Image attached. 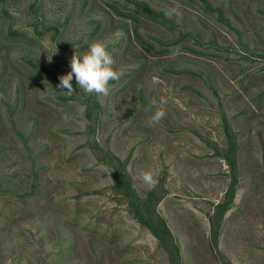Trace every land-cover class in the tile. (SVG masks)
Instances as JSON below:
<instances>
[{"label": "rangeland", "instance_id": "1", "mask_svg": "<svg viewBox=\"0 0 264 264\" xmlns=\"http://www.w3.org/2000/svg\"><path fill=\"white\" fill-rule=\"evenodd\" d=\"M93 42L123 72L109 95L57 92ZM224 119L237 184L212 225L232 180ZM113 164L181 264H264V0H0V264H169Z\"/></svg>", "mask_w": 264, "mask_h": 264}, {"label": "trees", "instance_id": "2", "mask_svg": "<svg viewBox=\"0 0 264 264\" xmlns=\"http://www.w3.org/2000/svg\"><path fill=\"white\" fill-rule=\"evenodd\" d=\"M145 12L152 14L145 7ZM219 16H222L220 12ZM87 109V113L89 112ZM224 122V133L227 139L228 149L226 150L224 160H226L229 170L231 172V183L228 191L225 193V199L215 206V213L211 216L210 221L213 225L214 218L221 219L223 215L228 211L229 206L236 191V161H235V143L230 127L226 119ZM120 163V161H119ZM113 172V190L116 194L122 196L125 199L130 214L140 223L143 227L148 229L150 234L157 240L158 245L162 248L168 259L169 264H181L180 249L173 238L165 220L159 216L156 212L155 205L152 204L151 194H148L145 198H140L135 193L129 176L126 171L122 169L120 164L110 166ZM214 244L216 245L217 232L214 229Z\"/></svg>", "mask_w": 264, "mask_h": 264}, {"label": "clouds", "instance_id": "3", "mask_svg": "<svg viewBox=\"0 0 264 264\" xmlns=\"http://www.w3.org/2000/svg\"><path fill=\"white\" fill-rule=\"evenodd\" d=\"M118 36L122 37L123 33H118ZM54 49V51L48 53L47 59L49 62L52 60V55L57 51L56 45ZM69 64L71 71L59 77V83L56 85V88L59 89L57 92L73 94L76 90L71 82L75 79L77 86L85 94L106 97L110 92V82L118 81L123 75V72L112 67L114 60L104 42H93L86 52L79 55L74 53ZM159 103L164 105L166 100L161 98ZM156 105L157 101L153 100L145 109L152 112L149 117L151 124H158L166 115L164 107H156ZM153 108H155V111H153ZM136 179L141 180L150 188L157 183L150 171L140 172Z\"/></svg>", "mask_w": 264, "mask_h": 264}]
</instances>
